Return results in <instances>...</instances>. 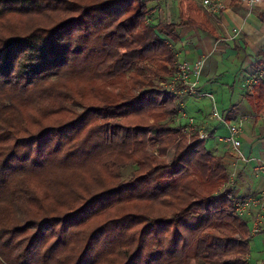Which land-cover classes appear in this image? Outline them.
<instances>
[{
  "label": "trees",
  "instance_id": "16d2710c",
  "mask_svg": "<svg viewBox=\"0 0 264 264\" xmlns=\"http://www.w3.org/2000/svg\"><path fill=\"white\" fill-rule=\"evenodd\" d=\"M149 2L0 0V264H248V198L160 86L213 28Z\"/></svg>",
  "mask_w": 264,
  "mask_h": 264
},
{
  "label": "crops",
  "instance_id": "0c3cea01",
  "mask_svg": "<svg viewBox=\"0 0 264 264\" xmlns=\"http://www.w3.org/2000/svg\"><path fill=\"white\" fill-rule=\"evenodd\" d=\"M181 1L185 0H179V12L176 10L178 21L165 24L180 21ZM203 1L197 4L213 32L190 27L178 28L179 41L173 44L179 62H187L192 67L202 64L198 89L214 95L218 111L228 122L235 123L241 117H247L242 146L237 152L231 144L219 140L220 136L228 134V127L211 120L212 101L207 97H188L193 107L199 109L200 119H195L197 125L208 124L211 127V136L205 141H210L211 148L207 149L217 156L225 157L233 173L239 174L237 181L231 178L236 195L254 197L264 192V172H256L258 166L264 164V97L260 96V84L264 83V77L256 85L253 84L264 74V0H217L223 4V9L216 16L206 15L208 10ZM236 28L240 32L238 35L234 33ZM258 62L262 66L255 73L254 65ZM192 80H195V76H192ZM186 108L184 104L182 111L188 116ZM207 112L208 117L205 114ZM256 212L257 209L252 208L250 214L242 218L252 222ZM251 236L247 263L263 264L264 218L260 232Z\"/></svg>",
  "mask_w": 264,
  "mask_h": 264
},
{
  "label": "built area",
  "instance_id": "2783aa9c",
  "mask_svg": "<svg viewBox=\"0 0 264 264\" xmlns=\"http://www.w3.org/2000/svg\"><path fill=\"white\" fill-rule=\"evenodd\" d=\"M204 7L208 12L217 13L223 9L222 4L214 3L212 0H204ZM235 35H238L239 29H234ZM202 64H196L192 67L187 62H178L176 73L174 76L165 83H162L164 90L174 95L180 107V112L176 120V126L180 129L183 134H188L189 136L196 132L199 140L206 141L211 136V127L207 125H197L194 118L188 117L183 113L182 108L184 106V99L189 96H195L199 98L207 97L213 103V110L211 115V120H216L219 123L226 124L228 127V134L226 136H220L219 140L224 143H229L231 146L239 152V149L242 146V134L244 123L247 119L246 116L241 117L237 122L230 123L225 117H223L217 109V104L215 102V97L210 93L200 92L198 89L199 86V77L201 74ZM192 76H195V80H192ZM264 77V74L259 76L254 80L253 84H257ZM264 119V115H263ZM183 120H186V123H183ZM242 157V154L240 153ZM257 173L264 172V164H261L256 169ZM256 208L257 212L254 214L252 219V229L251 234H257L261 230V225L263 222V211H264V192L260 193L257 196L250 197L246 200H241L236 204V212L241 216L245 217L250 214V210ZM264 264V263H263Z\"/></svg>",
  "mask_w": 264,
  "mask_h": 264
},
{
  "label": "rangeland",
  "instance_id": "374dc122",
  "mask_svg": "<svg viewBox=\"0 0 264 264\" xmlns=\"http://www.w3.org/2000/svg\"><path fill=\"white\" fill-rule=\"evenodd\" d=\"M185 1H187V0H185ZM195 1L199 5L202 2V0H195ZM213 1H214V3L222 4L221 2H219L217 0H213ZM178 4H179V0H150V2L148 4V7L151 9V11H150V20H151V22H154V23H167V22L178 21L176 19L177 18L176 10L179 12ZM218 14H219V12H217V13L206 12L207 16H211V15H215L216 16ZM161 85H162V83L160 84V86ZM162 88L164 90L163 85H162ZM184 104H185V107H187L186 111H187L188 117H191V118H194V119H200L199 118L200 117L199 109L197 107H193V102H192V100L190 98H188V97L185 98L184 99ZM212 108H213V106L211 107V110H212ZM218 109H219V107H218ZM211 110H210V112H211ZM205 114H206V117H208L209 113L207 112ZM184 122H186V121L183 120V123ZM189 139H190V137H189ZM205 145H206V147L208 149L211 148L210 141L205 142ZM211 145H213V144H211ZM173 156H174V149L170 150V152L168 154V157H167V160L169 162H172L173 161ZM231 171H232V169H231ZM233 177L235 178V173H233V171H232V179H233ZM248 223H249V228H250V231H251L253 224L250 221ZM253 238H255V237H253Z\"/></svg>",
  "mask_w": 264,
  "mask_h": 264
}]
</instances>
